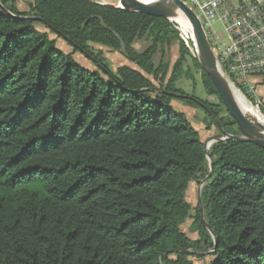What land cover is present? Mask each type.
<instances>
[{
  "label": "trees",
  "instance_id": "16d2710c",
  "mask_svg": "<svg viewBox=\"0 0 264 264\" xmlns=\"http://www.w3.org/2000/svg\"><path fill=\"white\" fill-rule=\"evenodd\" d=\"M37 24L96 68L64 56ZM176 26L94 0H34L28 11L0 0V264H264V148L216 141L211 169L200 132L171 102L239 130ZM93 45L135 67L112 69ZM189 59L218 104L177 86L192 77ZM207 177L194 206L190 184Z\"/></svg>",
  "mask_w": 264,
  "mask_h": 264
},
{
  "label": "built area",
  "instance_id": "2783aa9c",
  "mask_svg": "<svg viewBox=\"0 0 264 264\" xmlns=\"http://www.w3.org/2000/svg\"><path fill=\"white\" fill-rule=\"evenodd\" d=\"M182 1L197 14L206 34L215 21L224 23L229 42L223 47L211 44L218 67L236 94L254 99L258 108L263 106L255 95V85L259 78L264 79V0ZM178 28L188 34L182 26Z\"/></svg>",
  "mask_w": 264,
  "mask_h": 264
},
{
  "label": "rangeland",
  "instance_id": "374dc122",
  "mask_svg": "<svg viewBox=\"0 0 264 264\" xmlns=\"http://www.w3.org/2000/svg\"><path fill=\"white\" fill-rule=\"evenodd\" d=\"M33 1L34 0H17L16 6L20 9V11H28L30 3ZM95 1L105 3L101 0H95ZM173 19L175 18L173 17ZM178 27H181V25L177 23L176 28L179 31V37L181 38V40L185 41L186 45L190 48L192 54L197 56L195 46H191L189 42L190 40H192L189 30L186 29L188 33L187 35H189L188 37L186 34L181 32ZM35 28L40 32L48 33L51 39H55L57 47L63 52L64 56L67 53H73L75 60L79 62L81 65L86 66L91 70H94L96 68V66L91 61V59H89L85 54L81 52L74 51L73 47L63 38L58 37L55 33L49 32V30L41 24H37ZM207 34L209 35L210 38L209 41L213 46L223 47V45H226L229 42L228 32L225 28L224 23L220 20L215 21L214 23H212L207 27ZM149 44L150 42L146 38H142L137 40L134 46L137 50L142 51L147 46H149ZM92 50L95 53L102 52L106 58V61L108 62L110 67L114 70H116L118 67L122 65H131L135 67V65L130 63L119 51H114L100 45H93ZM179 56H180V43L178 40H174L170 48L167 47L165 48L164 60L168 61L171 64V66H173V64L176 62ZM160 59L161 57L160 55H158L156 57V62L158 63ZM185 69H189L191 71L192 77L191 78L182 77L178 82L177 86L179 88H182L186 93L195 95L196 97L208 103L218 104L220 100L219 96L217 94L207 93L202 83L201 73L194 67L191 59H189L185 63ZM154 83L159 87L160 83H158L157 81H154ZM237 95L244 100L246 107L250 108L253 114L257 118H259V120L264 121V106L261 105L258 108L254 99L250 100L248 98H244L243 96H240L239 94ZM171 105L177 111L184 113V115L191 121L194 127L200 132L203 143L208 145L209 149L214 143L213 141H211V138L214 136L223 135L222 131H220L214 123L210 122V118L204 107L191 106L190 104L184 102L181 99H174L171 102ZM201 184L202 182L201 183L192 182L187 192V200L194 206H196L199 201V191L201 188ZM191 224H192V220L188 219L182 228L190 238L196 239L198 238V234L196 232L191 231L190 229ZM208 259L209 256L207 257L206 260ZM205 261L200 258H195V262L197 264H202Z\"/></svg>",
  "mask_w": 264,
  "mask_h": 264
},
{
  "label": "water",
  "instance_id": "95a60500",
  "mask_svg": "<svg viewBox=\"0 0 264 264\" xmlns=\"http://www.w3.org/2000/svg\"><path fill=\"white\" fill-rule=\"evenodd\" d=\"M95 1V0H94ZM120 6L112 3L108 4L118 8H122L129 11H139L154 14L167 18L178 24L179 21L173 19L176 12H179L181 16L188 22L189 30L192 33V41L194 43L197 57L203 70L213 81L216 86L219 95L227 108L230 116L234 119L237 124L239 134H231L222 129L223 135L214 136L211 141H221L225 139H232L239 142H250L264 148V121L248 117L235 98V92L230 86L226 76L220 71L215 53L213 51L211 42L206 34L203 24L197 14L188 7L182 0H157L151 3H145L139 0H119ZM35 20L38 18L28 17ZM181 25V24H180ZM207 158L210 162L212 169V160L209 152V146L204 144ZM209 177V176H208ZM208 177L202 181L201 188L199 191V200L201 199V191L203 185L206 183Z\"/></svg>",
  "mask_w": 264,
  "mask_h": 264
},
{
  "label": "bare ground",
  "instance_id": "6f19581e",
  "mask_svg": "<svg viewBox=\"0 0 264 264\" xmlns=\"http://www.w3.org/2000/svg\"><path fill=\"white\" fill-rule=\"evenodd\" d=\"M105 3H112L115 4L117 6H120V1L119 0H101ZM145 3H151L157 0H139ZM176 20L179 21V23L181 24V26L186 30L189 28V24L188 22L181 16V14L179 12H176L175 15L173 16ZM179 17V18H178ZM178 18V19H177ZM192 37V36H191ZM235 98L238 102V104L240 105L241 109L243 110V112L250 118H254V119H258L252 112V110L250 108H247L245 105V102L242 98H240L237 94H235ZM261 121V120H260ZM263 122V121H262Z\"/></svg>",
  "mask_w": 264,
  "mask_h": 264
},
{
  "label": "crops",
  "instance_id": "0c3cea01",
  "mask_svg": "<svg viewBox=\"0 0 264 264\" xmlns=\"http://www.w3.org/2000/svg\"><path fill=\"white\" fill-rule=\"evenodd\" d=\"M17 2V0H16ZM258 83L255 85V95L257 98L261 99L264 104V79L259 78ZM262 86V87H260Z\"/></svg>",
  "mask_w": 264,
  "mask_h": 264
}]
</instances>
